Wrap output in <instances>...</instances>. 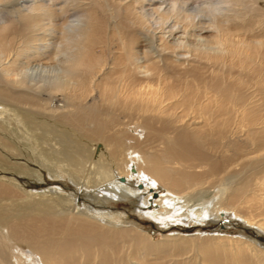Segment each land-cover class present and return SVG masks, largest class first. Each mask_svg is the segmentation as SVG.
Masks as SVG:
<instances>
[{"label": "bare ground", "instance_id": "bare-ground-1", "mask_svg": "<svg viewBox=\"0 0 264 264\" xmlns=\"http://www.w3.org/2000/svg\"><path fill=\"white\" fill-rule=\"evenodd\" d=\"M0 264H264V0H0Z\"/></svg>", "mask_w": 264, "mask_h": 264}, {"label": "rangeland", "instance_id": "rangeland-1", "mask_svg": "<svg viewBox=\"0 0 264 264\" xmlns=\"http://www.w3.org/2000/svg\"><path fill=\"white\" fill-rule=\"evenodd\" d=\"M203 1H205V0H203ZM204 4H205V2L202 3V5H204ZM157 5H151V6L149 5L146 8L147 9L154 8ZM42 181H45V180H42ZM111 205H112V207L114 209L119 208L116 211L117 213H120L122 215V216H120V217H122V219H120L119 216H117V218H119V220L123 221V223L126 222V224H130V223L137 224L143 231L151 232V234H152V236H153V238L155 240L160 239L162 237L163 233H165V234L166 233L167 234L169 233L170 234V233H172V231L174 232V231H178L179 230L178 229V225L172 224L170 226L169 225H166L167 226L166 227V226L163 225V223L160 221L159 218H157L155 216H151V215H146V214L138 211L130 203L114 201V202L111 203ZM202 224L205 225L206 222L205 223L203 222ZM185 225L186 226H189L187 223ZM213 225H214V223H212V226L211 227L203 228L202 229V232L203 233H207V232L213 231L214 230V226ZM221 229H224V228L223 227H220L217 230H221ZM198 230L199 229L197 228V225H196L195 227H193V229L191 231H184V232L185 233L186 232H192V233H196L197 232L198 233L199 232ZM231 230L236 231V233H234V234H238L241 231V227L239 225H232V226H230V231Z\"/></svg>", "mask_w": 264, "mask_h": 264}]
</instances>
